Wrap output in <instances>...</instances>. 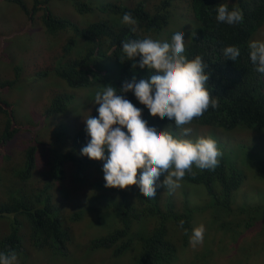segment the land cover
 Here are the masks:
<instances>
[{
	"label": "trees",
	"instance_id": "1",
	"mask_svg": "<svg viewBox=\"0 0 264 264\" xmlns=\"http://www.w3.org/2000/svg\"><path fill=\"white\" fill-rule=\"evenodd\" d=\"M12 1L22 8L30 22L36 19L41 22L48 35L72 31L75 36L69 39L66 54L79 39L85 46L80 56L56 65L55 74L67 82L68 89L54 96L42 114L43 119L34 127L20 123L13 104L0 99V113L6 118L0 144L12 145L14 141L24 156L19 168L15 167L9 174L10 185H3L0 177V189L4 187V196L0 195V220H10L8 234L0 238V252L14 250L17 255L26 254L27 246L20 232L27 225L30 240H33L37 251L67 256L70 247H75V243H71L75 239L68 230L66 218L80 221L84 214L75 210L68 215L67 208L60 207L56 202V184L70 181L76 190H80L85 183L84 175L90 176L83 173L91 169L97 170L101 181L95 184H100L104 190L101 196L95 192L92 210L96 211L97 206L102 211L110 210L113 202L117 215L116 218L109 217L110 230L105 235L94 237L89 252H111L117 261L123 262L130 256L131 264H194L190 257L192 254L187 251L191 247L192 230L200 224L207 227L208 233L228 232L231 221L222 220V215L232 219L245 214L240 223L247 228H252L257 222L264 227V200L261 198L264 190L259 188L256 192L259 194L256 206L247 203L240 206L238 196L245 195L237 192L249 174L256 181L264 182V73L256 70L257 65L252 63L248 47L255 34L264 29V0H224L229 11L239 8L244 15L242 23L231 25L217 20V7L223 4V0H105L101 4H94L92 0H69L79 13L102 17L98 19L97 16L86 27L55 15L48 6L50 0H34L32 7L22 0ZM176 12L182 15L178 17L184 22L181 27L187 23L189 45L185 54L189 59L201 55L208 63L207 71L211 73L209 86L213 95L219 98L218 108H210L192 123L198 127H209V136L220 143L223 130L241 128L247 132L243 146L230 149L221 145L225 157L220 158L215 170L194 168L195 176H185L183 181L206 190L207 199L201 204H191L187 197L181 203V194L165 187L157 189L154 199L143 197L138 186L127 189L105 187V161L92 160L81 154V149L91 139L86 132L85 120L72 136L61 124L64 122L61 114L77 101L81 90L89 92L93 84L99 87L111 84L119 90L125 80L148 78L151 74L148 69H133L132 62L126 58L121 62L120 58L124 56L122 42L150 37L155 32H167L174 28ZM125 13H131L137 20L135 26L122 22ZM192 33H196L194 38ZM227 46L240 49L235 62L224 57L223 49ZM44 72L43 76L48 75L47 71ZM20 80L19 75L12 80H0V91L13 88ZM91 94L93 99L95 92ZM125 96L143 110V119L151 123L150 126L153 123L164 130L172 123L167 118L151 116L133 92ZM98 107L96 105L87 117H98ZM58 120L62 122L58 123ZM22 134L27 139L24 145L15 140ZM108 154L106 149L105 155ZM229 154L237 158L231 161ZM232 204L240 215L232 212ZM181 219L185 221L183 228L179 226ZM204 249L206 253L203 256L214 262L215 253L212 255L213 246L209 241Z\"/></svg>",
	"mask_w": 264,
	"mask_h": 264
},
{
	"label": "clouds",
	"instance_id": "2",
	"mask_svg": "<svg viewBox=\"0 0 264 264\" xmlns=\"http://www.w3.org/2000/svg\"><path fill=\"white\" fill-rule=\"evenodd\" d=\"M217 20L237 24L243 22L244 15L239 8L229 11L223 0V4L217 7ZM122 22L130 26L137 24L131 13H125ZM132 30L135 31V27ZM168 30L155 32L150 35L151 38L122 42L124 56L120 58L121 62H125L126 58V61L132 62L133 69L146 68L151 74L139 81L135 77L130 81L125 80L119 90L108 84L96 91L94 99L95 104L99 105V115H90L85 119L86 132L91 139L81 149L82 155L105 161V187L127 189L138 186L141 195L149 199L157 196L160 187L170 191L181 187L186 175H196L194 168L215 170L220 158L225 157L213 137L190 138L193 129L189 125L210 108H218L219 98L213 95L209 86L211 73L207 71L208 63L201 55L189 59L185 54L189 36H185L183 31L169 33ZM260 32L249 41L248 47L250 59L257 65L256 70L264 73V41L256 39ZM195 36L196 33H192V37ZM169 38L170 41H163ZM223 55L235 62L240 56V49L227 46L223 49ZM128 92L134 93L151 116L167 118L172 123L164 130L153 123L150 126L151 123L143 119V110L126 98ZM172 128L178 129L179 135ZM246 136L247 132L241 128L223 130L221 144L236 149L246 143ZM106 149L109 153L107 156ZM162 174H165V179L161 183ZM244 183L237 192H242ZM244 204L245 201L239 205ZM228 218L226 214L222 215V220L230 222L231 218ZM184 224L185 221L181 219L179 226L183 228ZM205 231L204 224L192 230L189 242L193 247L203 242ZM30 241L33 242L32 239ZM0 264H18L17 253L14 250L0 252Z\"/></svg>",
	"mask_w": 264,
	"mask_h": 264
},
{
	"label": "rangeland",
	"instance_id": "3",
	"mask_svg": "<svg viewBox=\"0 0 264 264\" xmlns=\"http://www.w3.org/2000/svg\"><path fill=\"white\" fill-rule=\"evenodd\" d=\"M22 1L27 2L30 7L35 3L34 0ZM92 1L94 4H101L105 0ZM48 6L55 15L68 19L69 22H74L80 27L88 26L99 16L91 13H79L69 0H50ZM175 16L177 19L174 28L171 27L168 32L183 31L185 36H187V23L181 27L184 22L178 17L182 15L176 12ZM99 18L102 17L99 16ZM163 35L165 36L166 33ZM74 36L72 31L50 36L37 19L30 22L22 8L14 1L0 0V80H12L17 78V75L21 79L13 88L0 91V99L7 100L13 104L16 119L23 125L34 127L38 121L43 119L42 114H44L46 107L51 103L54 96L68 89L67 82L55 74V67L60 61L65 62L80 56L81 50L85 46L84 41L80 39L75 46L71 47L69 54H66L65 51L69 39ZM256 39L259 41L264 40V29ZM170 40L171 38L163 41ZM44 71H47L48 75L43 76L42 73H45ZM100 88L101 86L93 84L89 89L96 93ZM91 91L81 90L78 93L77 101L68 106L67 112L61 114V118L64 119L61 124L68 129L70 136L77 133L79 127L84 123L83 120L97 105L95 104V99H92ZM60 122L62 120H58V123ZM5 126L6 118L0 113V134H2ZM189 126L193 129L190 138L196 139L200 136H209L208 127H198L195 124ZM173 131L179 135V130L176 131L173 128ZM23 134L15 140L17 143L24 145L27 139ZM42 134L44 135L43 131ZM217 142L219 143V141ZM221 145L220 143L219 147L224 155ZM21 152L22 149L16 148L14 141L12 145L3 146L0 144V177H2L1 182L3 185H10L9 174L15 167L19 168V164L23 161ZM228 158L232 161L237 156L229 154ZM21 159L22 161H20ZM87 173L92 178L90 179V176L87 178L84 175L83 180L85 183L82 184L80 190H76L77 188L74 184L71 185L70 181L57 183L55 189L56 202L61 208H67L66 212L68 215L75 210H79L84 214L80 221H73L71 217L66 218L65 223L75 239V242L72 241L71 243H75V247H70L67 256H61L57 253L53 255V253H49L50 251L48 253H44V250L43 252L37 251V248L30 241L28 226L25 225L20 235L24 237V243L30 246L27 247L26 254L18 255V264H131L133 262V260H130V256L123 262L122 260L117 261V257L110 255L111 252L94 253L88 251L94 237L105 235L110 230L109 223L111 222L109 217L116 218L117 212L113 202L110 210L106 208L105 211H102L98 206L96 211L92 210L91 205L93 197L96 196L95 192H98L101 196L104 190H102L100 184H95L101 179L97 170L91 169L83 174ZM97 176L99 178L95 181ZM164 179L165 174H162L160 182L162 183ZM259 188L264 190V182L256 181L249 174L241 192H244L245 196H239L238 204L245 201V204L247 203L249 206H256V203H259V194L256 193L260 190ZM3 190L4 187L0 189L1 196H4ZM174 191L177 194H181L179 197L181 203L184 202L186 197L189 198L191 204H201L207 199V193L204 188L185 181H181V187ZM71 198L74 199L70 202L69 199ZM261 198L264 200V197ZM104 204L106 205L105 201ZM232 208L234 214L240 215V212L235 209L233 204ZM245 217V214H243L240 217L232 218L229 225L230 229L227 233H208L205 231L203 242L195 247L191 245L187 251V253L192 254L190 255L192 262L194 264H264V227L257 222L252 228H247L240 223L241 219ZM8 225L10 226L9 219L0 220V238L8 234ZM205 228L207 227L205 226ZM208 241L213 246L212 255L215 253L214 258H216L214 262L212 259L203 256L206 253L204 248ZM186 264H190V262Z\"/></svg>",
	"mask_w": 264,
	"mask_h": 264
}]
</instances>
